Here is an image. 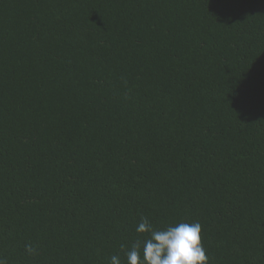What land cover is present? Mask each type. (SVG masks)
Segmentation results:
<instances>
[{
	"label": "trees",
	"instance_id": "trees-1",
	"mask_svg": "<svg viewBox=\"0 0 264 264\" xmlns=\"http://www.w3.org/2000/svg\"><path fill=\"white\" fill-rule=\"evenodd\" d=\"M142 217L264 264V0H0V257L126 264Z\"/></svg>",
	"mask_w": 264,
	"mask_h": 264
},
{
	"label": "clouds",
	"instance_id": "clouds-1",
	"mask_svg": "<svg viewBox=\"0 0 264 264\" xmlns=\"http://www.w3.org/2000/svg\"><path fill=\"white\" fill-rule=\"evenodd\" d=\"M136 232L144 239L135 241L130 248L121 246L126 264H208L202 243V226L199 222H180L157 229L147 217L139 221ZM28 254L35 249L26 246ZM0 264H7L0 257ZM109 264H122L119 255H112Z\"/></svg>",
	"mask_w": 264,
	"mask_h": 264
}]
</instances>
